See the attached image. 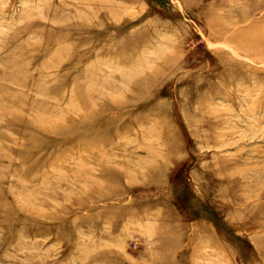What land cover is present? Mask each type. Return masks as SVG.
Instances as JSON below:
<instances>
[{
	"label": "rangeland",
	"instance_id": "1",
	"mask_svg": "<svg viewBox=\"0 0 264 264\" xmlns=\"http://www.w3.org/2000/svg\"><path fill=\"white\" fill-rule=\"evenodd\" d=\"M0 264H264V0H0Z\"/></svg>",
	"mask_w": 264,
	"mask_h": 264
}]
</instances>
